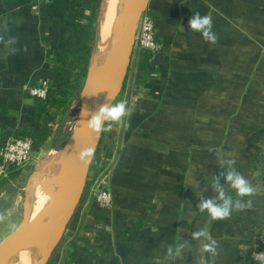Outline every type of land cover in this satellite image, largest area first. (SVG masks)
Returning a JSON list of instances; mask_svg holds the SVG:
<instances>
[{
  "label": "crops",
  "instance_id": "obj_1",
  "mask_svg": "<svg viewBox=\"0 0 264 264\" xmlns=\"http://www.w3.org/2000/svg\"><path fill=\"white\" fill-rule=\"evenodd\" d=\"M81 1L0 0V150L34 123L26 87L41 81L57 87L56 63L65 59ZM147 11L160 45L155 74L137 85V59L115 102L126 101L132 115L100 138L112 155L113 208L100 210L90 195L81 201L77 248L61 264H157L179 239L191 248L168 264H258L251 256L264 233V0H149ZM197 11L211 15L216 44L189 29ZM57 121L36 153L66 146ZM218 156L234 159L255 188L243 198L250 208L220 221L196 209L194 192L215 195L213 177L225 171ZM51 210L32 219L33 234ZM201 228L219 243L215 257L201 254L192 239Z\"/></svg>",
  "mask_w": 264,
  "mask_h": 264
},
{
  "label": "trees",
  "instance_id": "obj_2",
  "mask_svg": "<svg viewBox=\"0 0 264 264\" xmlns=\"http://www.w3.org/2000/svg\"><path fill=\"white\" fill-rule=\"evenodd\" d=\"M101 4L102 0L81 1L79 6L80 16L67 41L64 52L65 59L56 63V74L59 77L58 85L55 89L50 90L46 99L33 98L35 107L34 123L32 127L24 128L17 133L16 138H31L34 144V151L36 152H39L46 145L52 130L51 125L58 118H63L68 114L77 91L82 88L88 74L91 73V58L96 42ZM154 56L149 51H140L138 54L136 67L137 85L145 84L155 74L153 67ZM111 156L107 146L103 144L101 139L93 158L91 170L99 173V171L105 169ZM13 177L14 175L11 176V178ZM9 180H4L3 184ZM90 186L91 181L89 180L82 202L88 197ZM79 221L80 213L78 211L68 227L70 238L72 239L66 258H71V260H73V257L70 250L76 249L79 241L77 236ZM61 261H59L58 256L55 259L51 258L48 264H61Z\"/></svg>",
  "mask_w": 264,
  "mask_h": 264
},
{
  "label": "water",
  "instance_id": "obj_3",
  "mask_svg": "<svg viewBox=\"0 0 264 264\" xmlns=\"http://www.w3.org/2000/svg\"><path fill=\"white\" fill-rule=\"evenodd\" d=\"M148 1L149 0H131L132 6L130 19L119 38L117 49L113 52L106 66L98 76L90 78L88 74L82 91V108L76 119L73 133L66 144L68 148V158L62 177L63 208L60 215L52 223L40 226L37 233L34 235L32 233V226L30 225V215L28 212L25 213L22 225L4 242L0 249V264H6L13 251L14 245L20 240L28 237L50 241L51 244L48 252L37 262V264H48L56 248L63 239L82 201L92 165L91 163L86 167L77 159V154L83 149L87 139L95 134L81 123L82 119H90V117L81 116L82 110H88L86 104L87 92L97 83L107 79L110 83L109 96L112 98V102L115 103L121 95L135 52L137 26L142 14L147 11ZM108 97L102 105L109 102ZM101 133H99L100 138ZM56 140L57 137H54L53 149H55L54 144L56 143Z\"/></svg>",
  "mask_w": 264,
  "mask_h": 264
},
{
  "label": "clouds",
  "instance_id": "obj_4",
  "mask_svg": "<svg viewBox=\"0 0 264 264\" xmlns=\"http://www.w3.org/2000/svg\"><path fill=\"white\" fill-rule=\"evenodd\" d=\"M188 26L193 32L199 33L205 42L211 44L218 42V36L213 31L211 15L202 16L198 11L192 13L188 20ZM108 100L109 102L99 106L96 110L89 111L84 109L81 111L82 117H90L87 120L82 119L81 123L95 134L111 131L113 123H121L125 117L130 118L132 115V109L127 105L126 101L113 103L110 96ZM94 155V147L83 148L78 152L77 159L87 167L92 163ZM217 162L225 171L213 177L212 187L215 195L206 199L203 191L194 192L199 198L196 209L200 213L207 212L212 220L220 221L230 218L233 211H242L250 208L252 206L251 199L245 201L243 198L251 197L255 193V188L242 173L236 170V161L234 159H224L218 156ZM221 177L225 180L224 186L220 184ZM195 186L198 189L197 182H195ZM232 191H234L235 197L230 194ZM152 231L157 232L158 230L153 228ZM192 239L200 242L199 251L201 254L208 253L212 257L218 255L219 243L207 229L195 230L192 233ZM190 248L191 245L187 241L179 239L167 247L163 258H158L157 264H168L170 261L175 262L178 258L183 259L182 250Z\"/></svg>",
  "mask_w": 264,
  "mask_h": 264
},
{
  "label": "rangeland",
  "instance_id": "obj_5",
  "mask_svg": "<svg viewBox=\"0 0 264 264\" xmlns=\"http://www.w3.org/2000/svg\"><path fill=\"white\" fill-rule=\"evenodd\" d=\"M126 7H128V10L131 11V6L128 0L126 1ZM130 15H131V12H130ZM99 17H100V13H99ZM97 29H98V25H97ZM96 45L93 50L91 63L94 62L95 59H99L98 58L99 55L97 53L98 49ZM139 53L140 51L135 49V52L132 58L131 67H130V72L128 75L129 78H128L127 85H129L131 79L133 78L134 71H135V65H136ZM101 68H102V65H101ZM90 69H91L90 78H94L98 76L102 71L101 69L99 73H96L97 75H93L94 73H92L91 65H90ZM85 83L86 81L84 82L82 88L77 91V95L71 103V108L68 114L63 118H58L57 131L61 136V144H66L73 133L74 127L76 125V119L78 117L79 111L82 108V91L85 86ZM101 83L102 82L97 83L87 92V100H86V104L88 103L87 105H90V103H92L94 99V95L96 91L99 90ZM103 99L104 97H102V100ZM51 154H52V150L49 151L48 153L46 150H43L40 153H36V151H34L33 160L28 166L20 168L17 170V172H14L13 174H11L9 177L10 180L7 183L5 184H3V182L0 183V249L2 245L4 244V242L22 225L24 214L27 212L29 213V215L31 214V211L34 208L33 205H36L38 197L42 198L41 196L46 193L44 196L45 200L42 201V208L39 211V214L45 211V209H47L49 206L50 208L52 207V210L48 215L50 214L56 215L57 213L61 211V205L58 202L59 199H61V198H58V197H61L60 192L57 195L56 200L53 199L52 197L48 199L46 198V195H48L49 193L53 195V193L55 192V188H56L55 186H56L57 179L56 180L48 179V181H46V179L44 178L45 181H43L44 180L43 179L42 183L41 182L36 183V184L31 183L35 170L38 166L40 165L54 166L55 165V163L51 162L52 160H50ZM90 173L93 174L94 173L93 170H90ZM12 175H14L13 178H11ZM88 181H89V178H88ZM41 184L43 186H41ZM44 186L45 187L47 186V187L45 188ZM44 188L46 189L45 192H44ZM57 205H59V207H57ZM78 211H79V208L76 213H78ZM47 223H52V222H47ZM71 239L72 238H70V231L69 229H67L63 239L61 240L60 244L58 245V247L56 248L52 256V259L53 258L55 259L58 256H59V261L64 260L66 258L67 256L66 253H68V247H69ZM16 244L14 245V248ZM14 248L6 264H12L15 261V257L13 254ZM28 256L30 257L31 255L28 254Z\"/></svg>",
  "mask_w": 264,
  "mask_h": 264
},
{
  "label": "bare ground",
  "instance_id": "obj_6",
  "mask_svg": "<svg viewBox=\"0 0 264 264\" xmlns=\"http://www.w3.org/2000/svg\"><path fill=\"white\" fill-rule=\"evenodd\" d=\"M126 1L127 0H102V4L100 8V17L98 20V33L96 35V42H95V45L97 43L96 46L98 49L97 53L99 55L98 57L99 59H95L94 62H92V73H94L93 75H97L96 73H99L101 69L102 70L104 69L111 55L118 47L119 38L130 19L129 17H130L131 11L128 10V7H126ZM128 2L130 6H132L131 0H128ZM101 65H102V68H101ZM89 76H90V73H89ZM109 95H110V83L107 79H105L104 81H102L101 86L99 87V90L96 91L92 103H90V105H87L88 110L93 111V110L98 109V107L102 105V103L107 99ZM102 97H104L103 100H102ZM99 139H100V134L91 135L85 142L83 148L94 147L96 151V147L98 145ZM67 158H68L67 146H65L60 151L52 150V154L50 155V160H52L51 162L55 163V165L54 166H46V165L38 166L31 180L32 184L33 183L36 184L39 182L42 183V177L44 175H45L46 181H48V179H52V180L57 179L56 186H55L56 187L55 192L53 193V195L49 193L48 195H46V198L48 199L52 197L53 199L56 200L57 195L60 192L61 197H58V198H61V199H59L58 202L61 205V211L63 208L62 177H63L65 165L67 162ZM43 181H45V179ZM41 186L43 185L41 184ZM45 188H44V192L46 191ZM45 194L41 196L42 198L38 197L36 205H33L34 208L32 209L31 214H30V225H31L32 219L37 217L39 211L42 208V201L45 200V197H44ZM57 207H59V205H57ZM61 211L57 213L56 215H51V214L47 216L45 215L46 221L43 222L42 225L48 224L47 222L55 221L57 217L60 215ZM28 239L30 238H27V239L24 238L16 244L14 248V252H13L15 261L12 264H22L23 260H24L23 264H37L38 260L41 257H43L41 255L43 253L44 255H46V253L48 252L50 244H51L50 241H45L40 238H34L35 240L29 243V246L27 244L28 247L26 248V241H29ZM32 239H30V241ZM28 254H30L31 256L29 257Z\"/></svg>",
  "mask_w": 264,
  "mask_h": 264
},
{
  "label": "built area",
  "instance_id": "obj_7",
  "mask_svg": "<svg viewBox=\"0 0 264 264\" xmlns=\"http://www.w3.org/2000/svg\"><path fill=\"white\" fill-rule=\"evenodd\" d=\"M135 49L149 51L154 55L159 52L160 45L156 38V22L148 11H145L136 30ZM52 89L48 81L36 85H28L26 92L32 98L46 99ZM34 144L31 138L8 139L0 150V183L9 179L18 169L28 166L33 160ZM111 169L106 167L92 179L89 195L100 210L109 212L114 205V196L110 191ZM261 248L253 252L251 259L264 264V233L259 237Z\"/></svg>",
  "mask_w": 264,
  "mask_h": 264
}]
</instances>
